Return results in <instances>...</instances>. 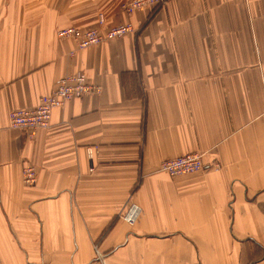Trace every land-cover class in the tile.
Listing matches in <instances>:
<instances>
[{
  "label": "crops",
  "instance_id": "obj_1",
  "mask_svg": "<svg viewBox=\"0 0 264 264\" xmlns=\"http://www.w3.org/2000/svg\"><path fill=\"white\" fill-rule=\"evenodd\" d=\"M127 1L0 0V264H264V0ZM127 23L84 50L57 37ZM76 72L100 94L9 127ZM193 152L198 173L158 168Z\"/></svg>",
  "mask_w": 264,
  "mask_h": 264
},
{
  "label": "built area",
  "instance_id": "obj_2",
  "mask_svg": "<svg viewBox=\"0 0 264 264\" xmlns=\"http://www.w3.org/2000/svg\"><path fill=\"white\" fill-rule=\"evenodd\" d=\"M169 0H130L122 6L126 15H131L136 10L144 7H155L165 5ZM103 24V17L99 21ZM133 31L129 24L117 25L101 33L99 29H88L80 31L75 27H69L58 31L60 38H70L76 42V49L82 50L90 46L101 43L107 39L122 37ZM73 52L70 53V55ZM100 94V87L87 82L86 77L81 72L68 74L59 79L55 88L38 100L34 109L13 110L9 113V127L11 129L30 133L40 129L50 128L51 113L54 109L61 108L65 103L80 99L86 95ZM217 168L216 164L212 165ZM203 168L202 157L198 153H189L173 159L165 160L160 165V171L167 173L169 176L177 177L188 174H194ZM35 171L26 167L22 172V181L27 185L35 182ZM138 208H131L125 214V221L133 224L138 217Z\"/></svg>",
  "mask_w": 264,
  "mask_h": 264
},
{
  "label": "rangeland",
  "instance_id": "obj_3",
  "mask_svg": "<svg viewBox=\"0 0 264 264\" xmlns=\"http://www.w3.org/2000/svg\"><path fill=\"white\" fill-rule=\"evenodd\" d=\"M130 1V0H129ZM129 1H127V2H129ZM170 1V0H169ZM168 1V2H169ZM126 2V3H127ZM167 2V3H168ZM166 3V4H167ZM165 4V5H166ZM124 5V4H123ZM122 5V6H123ZM160 6H163V5H160ZM155 7H158V6H155ZM155 7H153V8H155ZM142 9V8H141ZM139 10V9H138ZM137 11V10H136ZM125 13V12H124ZM133 14V13H132ZM131 14V15H132ZM131 15H127V16H131ZM100 17V16H99ZM98 21H99V19H98ZM127 24H129V23H127ZM98 25H100V26H103L104 25V21H103V24H101L100 22H98ZM120 25H125V24H120ZM130 25V24H129ZM115 26H117V25H115ZM115 26H112V27H115ZM131 26V25H130ZM112 27H110V28H112ZM132 27V26H131ZM110 28H108V29H110ZM65 29V28H64ZM95 29V28H94ZM97 29H99L100 30V28H97ZM107 29V30H108ZM132 29H133V31H131V32H129L128 34H134V32H135V29L132 27ZM62 30V29H61ZM107 30H105L104 32L106 33V31ZM60 31V30H59ZM100 32H101V30H100ZM104 32H101V33H104ZM104 33V34H105ZM128 34H126V35H128ZM57 37L58 38H60L59 36H58V32H57ZM118 38H120V37H117V38H112V39H107V40H105V41H103V42H101V43H98V44H96V45H93V46H90V47H88V48H91V47H94V46H98V45H101L102 43H105V42H108V41H111V40H114V39H118ZM60 39H70V38H60ZM70 40H72V41H74L73 39H70ZM74 43H75V46H76V42L74 41ZM88 48H85V49H88ZM77 50V49H76ZM82 50H84V49H82ZM44 96V95H43ZM66 104V103H65ZM58 109V108H57ZM52 114V113H51ZM8 120H9V114H8ZM50 127H51V118H50ZM40 130H43V131H46V130H48V129H40ZM36 131H39V130H36ZM36 131H33V132H30V133H24L28 138H31L32 137V135H33V133L34 132H36ZM23 133V132H22ZM193 153H198V154H200V156L202 157V164H203V168H204V166H205V163H204V159H203V155L201 154V153H199V152H193ZM189 154V153H188ZM186 155V154H185ZM182 156H184V155H182ZM180 157V156H179ZM174 158H177V157H174ZM169 159H173V158H169ZM165 160H168V159H165ZM165 160H163V161H161L160 162V164H159V167L158 168H160V165H161V163L162 162H164ZM26 167H30V168H32L33 169V171H35V176H36V169L32 166V165H30V164H24L23 166H22V172H23V169L24 168H26ZM203 168L200 170V171H202L203 170ZM160 170V169H159ZM200 171H198V172H200ZM162 172V171H161ZM198 172H196V173H198ZM164 174H166V175H168L167 173H165V172H163ZM195 174V173H194ZM188 175H191V174H188ZM169 176V175H168ZM184 176V175H183ZM170 178H175V177H172V176H169ZM177 177H179V176H177ZM36 179H37V176H36V178H35V182L32 184V185H27L25 182H23L22 181V183L24 184V186L25 187H32V186H34L35 185V183H36ZM131 208H137V207H135V206H131ZM130 208V209H131ZM128 211V210H127ZM127 211H125L122 215H121V218H122V220L124 221V222H126L125 221V214H126V212ZM138 218V217H137ZM127 223V222H126ZM96 254H98V252H96ZM100 255H98V257H99Z\"/></svg>",
  "mask_w": 264,
  "mask_h": 264
}]
</instances>
